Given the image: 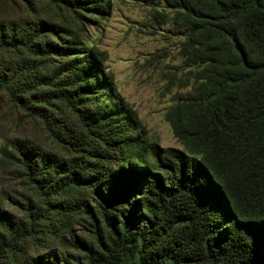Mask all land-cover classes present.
I'll return each mask as SVG.
<instances>
[{
    "label": "trees",
    "instance_id": "trees-1",
    "mask_svg": "<svg viewBox=\"0 0 264 264\" xmlns=\"http://www.w3.org/2000/svg\"><path fill=\"white\" fill-rule=\"evenodd\" d=\"M50 1L67 19L0 21V53L26 54L0 98L55 146L0 145V264H264V0H131L178 39L180 149L148 136L84 46L109 0Z\"/></svg>",
    "mask_w": 264,
    "mask_h": 264
},
{
    "label": "rangeland",
    "instance_id": "rangeland-1",
    "mask_svg": "<svg viewBox=\"0 0 264 264\" xmlns=\"http://www.w3.org/2000/svg\"><path fill=\"white\" fill-rule=\"evenodd\" d=\"M109 12L100 23L85 26L84 46L96 47L106 54L105 68L111 73L118 94L131 106L149 137L160 147L180 149L165 120L173 98L185 92V70L177 55L178 39L148 27L149 7L131 0H109ZM68 12L50 0H0V21L8 23L45 21L61 22ZM19 31H24L19 28ZM83 46V47H84ZM26 54L17 49L0 53V71H9ZM30 59V57H29ZM11 68V69H10ZM40 108V107H39ZM47 108V114L68 113L58 105ZM27 112L0 98V145L7 139L32 140L40 148L55 150L40 122L30 120ZM12 182V188L16 187ZM21 191V186L15 188Z\"/></svg>",
    "mask_w": 264,
    "mask_h": 264
}]
</instances>
